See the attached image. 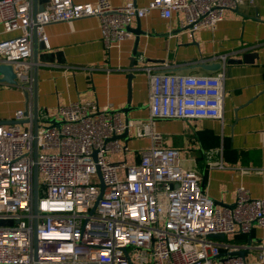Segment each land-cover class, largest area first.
<instances>
[{"label": "built area", "instance_id": "2783aa9c", "mask_svg": "<svg viewBox=\"0 0 264 264\" xmlns=\"http://www.w3.org/2000/svg\"><path fill=\"white\" fill-rule=\"evenodd\" d=\"M244 2L150 0L143 6H115L108 0H48L34 15L33 0H0V33H13L0 40V64L13 66L15 85L27 94L25 109L13 119L32 118L33 36L47 46L45 25L96 17L108 51L131 38L133 18L152 11L164 19L182 12L181 27L194 32L214 29L224 10ZM221 59L225 62L226 56ZM165 68L167 64L140 68L148 84L146 119L125 121L107 106L85 101L59 106L54 116L62 121L59 126L40 125L34 132L31 122L23 129L0 124V220L10 222L0 225V264H250L230 254L242 246L210 235H246L254 226L261 230L256 256L264 262V198H253L239 186L233 208L217 206L204 192L199 174L184 168L178 151L164 147L153 128L160 119L222 123L224 72L180 75ZM127 128L148 137L150 145L134 164L111 162L108 156L125 149L122 139L113 137ZM206 165L223 167L221 161ZM101 181L104 189L97 201Z\"/></svg>", "mask_w": 264, "mask_h": 264}, {"label": "crops", "instance_id": "0c3cea01", "mask_svg": "<svg viewBox=\"0 0 264 264\" xmlns=\"http://www.w3.org/2000/svg\"><path fill=\"white\" fill-rule=\"evenodd\" d=\"M108 1L115 6L126 2L143 6L150 0ZM183 18L182 12H174L164 19L157 11L141 19L133 18L130 27L138 25L144 33L136 38L130 31L131 38L108 51L103 47L96 17L45 25L47 46L43 44L44 49L39 51L37 70L40 120L44 121L45 115L53 118L59 106L70 102L93 101L98 107L118 110L128 100L135 108L128 118L146 119L148 84L146 74L140 70L146 64H167L164 71L180 75L223 71L222 123L215 119H160L153 128L162 135L164 147L178 151L181 165L199 174L204 192L214 203L235 202L239 186H244L253 198H264V0H245L237 9L224 10L214 29L192 32L181 27ZM11 35L0 33V40ZM221 56H226L225 62ZM132 57L136 61L134 67L130 66ZM228 59L241 61L227 63ZM216 63L220 64L216 71L202 68ZM25 107L24 92L16 85L0 82V121L11 123L14 113ZM8 125L11 124L5 126ZM26 127L27 124L20 125L21 129ZM120 142L125 149L111 159L108 156L111 162L126 160L134 164L139 161L140 152L150 145V139L137 137L134 128ZM220 161L222 168H207V162ZM260 237L261 230L254 226L250 234L227 235L223 241L249 248L244 258L250 264H264L256 256Z\"/></svg>", "mask_w": 264, "mask_h": 264}, {"label": "water", "instance_id": "95a60500", "mask_svg": "<svg viewBox=\"0 0 264 264\" xmlns=\"http://www.w3.org/2000/svg\"><path fill=\"white\" fill-rule=\"evenodd\" d=\"M41 1V2H40ZM48 0H33V12L34 15L36 14L37 11L42 10V2H46ZM40 2V3H39ZM128 29L130 31H133L136 34V38L141 35L142 33H144L143 31H141L138 27V25L135 28H131L130 26L128 27ZM137 39H136V43L134 46V53H136V47H137ZM43 43L39 42L36 35L34 34L33 36V46H32V62H33V68H32V74H33V93H32V118H24L22 120H13L11 123H7V122H3L0 121V124L2 125H6V124H26L31 122L33 125V131L36 132V129L40 126L43 125L44 127H52V126H59L60 124H62V121L56 120L55 118H50L47 120H40L39 117V112H38V106H37V70H38V63L40 60V53L39 51L44 49L43 48ZM42 55H47V53H44ZM241 60L239 59H228L227 63L230 62H240ZM135 57H132L130 59V66L134 67L135 66ZM203 69L207 70V71H216L217 69L220 68V64H207L202 66ZM132 76V75H130ZM0 82L2 83H6V84H10V85H15L16 84V76H15V72L13 69L12 65H8V64H0ZM25 94V97L27 98V94ZM133 109H135L134 107H132L130 105V100L127 101V104L118 110H110V112H118V113H122L124 116V120L127 121L128 118V113L130 111H132ZM129 135V129L127 128L122 134L116 135L113 138L115 139H124V141L127 139V136ZM37 157V148H36V144L34 143V150H33V158L34 161L36 160ZM125 161V160H124ZM37 186H38V174H37V169L36 166H33V176H32V188H33V209L34 212H36V200H37ZM104 189V184L101 181L100 183V194L98 196L97 201L101 198L102 192ZM97 201L95 202V205L97 203ZM217 205L220 206H224V207H229V208H233L235 203L233 202L232 204H223V203H216ZM93 210V208H92ZM91 210V211H92ZM2 223V222H1ZM211 238L217 239V240H224L225 236L223 234H213L210 235ZM34 242H36L35 238H34ZM251 245V238L250 236L248 237V241H247V246L250 247ZM249 248H242L239 249L237 251L231 252V255H238L241 257H244L245 254L248 252ZM34 259H35V250H34Z\"/></svg>", "mask_w": 264, "mask_h": 264}, {"label": "rangeland", "instance_id": "374dc122", "mask_svg": "<svg viewBox=\"0 0 264 264\" xmlns=\"http://www.w3.org/2000/svg\"><path fill=\"white\" fill-rule=\"evenodd\" d=\"M52 118V117H51ZM54 118V117H53ZM47 119H50L49 117H48V115H45V120H47ZM107 156H108V154H107ZM110 157V159L113 157L112 155L111 156H109ZM130 163V162H129ZM2 222V223H1ZM8 223H10V222H8V221H2V220H0V225L1 224H8ZM252 259L254 260V261H256V257H252Z\"/></svg>", "mask_w": 264, "mask_h": 264}]
</instances>
